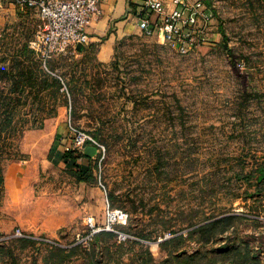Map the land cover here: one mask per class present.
Returning <instances> with one entry per match:
<instances>
[{"label": "rangeland", "instance_id": "obj_1", "mask_svg": "<svg viewBox=\"0 0 264 264\" xmlns=\"http://www.w3.org/2000/svg\"><path fill=\"white\" fill-rule=\"evenodd\" d=\"M205 3L189 55L140 32L109 64L44 71L37 14L0 11V264H264V0ZM70 107L99 144L85 185L23 162L26 132Z\"/></svg>", "mask_w": 264, "mask_h": 264}, {"label": "built area", "instance_id": "obj_2", "mask_svg": "<svg viewBox=\"0 0 264 264\" xmlns=\"http://www.w3.org/2000/svg\"><path fill=\"white\" fill-rule=\"evenodd\" d=\"M169 1L172 8L168 0H143L136 15L140 30L147 36L159 34L182 56L208 44L214 13L205 0ZM101 3L102 0H0V11L10 8L19 14H37L40 26L29 46L44 69L49 70L51 60L88 44L87 29L100 14ZM63 90L68 91L65 85ZM68 115L73 149L86 154L88 147H98L92 136L76 126L71 107ZM107 216L109 225L119 221L115 211H109ZM89 223L94 227L93 220Z\"/></svg>", "mask_w": 264, "mask_h": 264}, {"label": "crops", "instance_id": "obj_3", "mask_svg": "<svg viewBox=\"0 0 264 264\" xmlns=\"http://www.w3.org/2000/svg\"><path fill=\"white\" fill-rule=\"evenodd\" d=\"M143 0H102L100 14L91 22L87 29L89 42L77 51L81 55L92 54L95 60L101 64H109L113 61L118 46L127 38L142 32L138 25L137 13L135 12ZM169 8H172L168 0ZM63 116L67 114V108H61L58 112ZM67 119H47L42 128L31 129L24 135L22 152L26 155V164L46 162L55 165L57 169L66 172L65 164L61 155L72 149V138L68 132ZM53 151V158L50 154ZM80 159L84 165H88L94 154ZM75 181V180H74ZM78 185L87 183L77 182Z\"/></svg>", "mask_w": 264, "mask_h": 264}, {"label": "trees", "instance_id": "obj_4", "mask_svg": "<svg viewBox=\"0 0 264 264\" xmlns=\"http://www.w3.org/2000/svg\"><path fill=\"white\" fill-rule=\"evenodd\" d=\"M207 3L209 4V1H207ZM210 5V4H209ZM138 14V8L135 11ZM30 46L26 45V50L30 53L33 54V50H30ZM80 51H82V47L79 48ZM78 50V51H79ZM33 65H36V62L39 63L41 65L42 70L44 71V67L42 62L40 63L38 60H32L31 61ZM53 60H51L48 64V68L50 66L49 69H51V64H52ZM28 67V66H27ZM62 88L64 87V85L67 87L66 83L64 81L59 80ZM63 83V84H62ZM55 85H58V82L55 81L54 82ZM63 90V89H62ZM38 99H44L42 96H40ZM49 114L51 113V111H48ZM51 117H48L44 120V122L41 124L40 127H36V128H42L44 126V123L47 119H50ZM72 118H73V112H72ZM33 128V129H36ZM31 130V129H30ZM29 131V130H28ZM24 156L26 157V155L24 154ZM53 158V151L50 154V158ZM88 157L86 154L84 153H80L76 150L73 149H67L62 155H61V159L65 164V168L66 171L70 174V176L75 179V181L77 182H83V183H89L90 180H93V175H92V166L90 164L88 165H84L80 162V159L82 158H86Z\"/></svg>", "mask_w": 264, "mask_h": 264}, {"label": "water", "instance_id": "obj_5", "mask_svg": "<svg viewBox=\"0 0 264 264\" xmlns=\"http://www.w3.org/2000/svg\"><path fill=\"white\" fill-rule=\"evenodd\" d=\"M95 152H96V150L94 148H87V150H86L87 154H89V153L94 154Z\"/></svg>", "mask_w": 264, "mask_h": 264}, {"label": "bare ground", "instance_id": "obj_6", "mask_svg": "<svg viewBox=\"0 0 264 264\" xmlns=\"http://www.w3.org/2000/svg\"><path fill=\"white\" fill-rule=\"evenodd\" d=\"M213 28V27H212Z\"/></svg>", "mask_w": 264, "mask_h": 264}]
</instances>
